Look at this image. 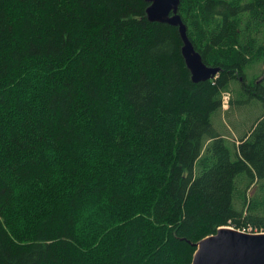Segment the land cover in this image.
I'll list each match as a JSON object with an SVG mask.
<instances>
[{"label": "trees", "instance_id": "trees-1", "mask_svg": "<svg viewBox=\"0 0 264 264\" xmlns=\"http://www.w3.org/2000/svg\"><path fill=\"white\" fill-rule=\"evenodd\" d=\"M145 0H0V264H192L223 227L264 233V0H181L204 62Z\"/></svg>", "mask_w": 264, "mask_h": 264}, {"label": "water", "instance_id": "water-1", "mask_svg": "<svg viewBox=\"0 0 264 264\" xmlns=\"http://www.w3.org/2000/svg\"><path fill=\"white\" fill-rule=\"evenodd\" d=\"M150 22L178 28L183 46L181 52L195 84L215 79L220 67L208 66L188 36V28L180 15L181 0H145ZM192 264H264V233H249L231 227L196 245Z\"/></svg>", "mask_w": 264, "mask_h": 264}, {"label": "rangeland", "instance_id": "rangeland-1", "mask_svg": "<svg viewBox=\"0 0 264 264\" xmlns=\"http://www.w3.org/2000/svg\"><path fill=\"white\" fill-rule=\"evenodd\" d=\"M248 81L251 83L260 82L264 84V61L263 63L254 62L250 64L245 71ZM225 98H228L225 100ZM227 104L223 109L227 113H218L212 117L213 123L221 131H225L227 127L234 128L240 133H245L247 130L252 129L261 115L264 113L263 101L257 97L251 96L240 90V93H226L224 94L223 103ZM226 126V129L224 128ZM233 228V227H231ZM245 232V231H244ZM251 233V232H249Z\"/></svg>", "mask_w": 264, "mask_h": 264}, {"label": "built area", "instance_id": "built-area-1", "mask_svg": "<svg viewBox=\"0 0 264 264\" xmlns=\"http://www.w3.org/2000/svg\"><path fill=\"white\" fill-rule=\"evenodd\" d=\"M227 99H228V98H225V100H227ZM223 104H224V107H226L225 105L227 104V101H225Z\"/></svg>", "mask_w": 264, "mask_h": 264}]
</instances>
